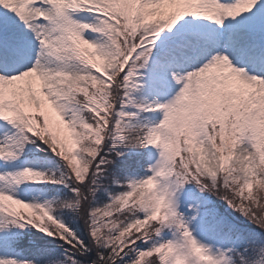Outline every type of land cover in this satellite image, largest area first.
Here are the masks:
<instances>
[{"label": "snow or ice", "instance_id": "6c2138e0", "mask_svg": "<svg viewBox=\"0 0 264 264\" xmlns=\"http://www.w3.org/2000/svg\"><path fill=\"white\" fill-rule=\"evenodd\" d=\"M0 9L12 17H0V122L16 130L0 143V163L39 141L65 168L56 178L5 171L0 182L71 193L36 203L0 188V245L21 243L12 229L62 242L33 237L30 259L0 264H261L264 0H0ZM78 12L97 22L74 19ZM200 19L216 27L206 32ZM25 30L38 43L34 58ZM170 84L177 91L163 103L135 95L166 96ZM148 113L161 118H141ZM148 148L155 163L137 179L132 157L143 167ZM47 195L40 189L37 198ZM213 198L261 237L229 224Z\"/></svg>", "mask_w": 264, "mask_h": 264}, {"label": "rangeland", "instance_id": "374dc122", "mask_svg": "<svg viewBox=\"0 0 264 264\" xmlns=\"http://www.w3.org/2000/svg\"><path fill=\"white\" fill-rule=\"evenodd\" d=\"M226 2H233V0H226ZM249 14L244 13L240 17L236 18V21H240L243 18H246ZM0 17L5 19H11L12 17L10 14H6L3 9H0ZM74 19L82 22V23H96L97 17H95L92 13L89 12H78L74 14ZM186 20L193 19L190 17H186ZM18 23V22H17ZM180 23V22H178ZM226 25L229 21L224 22ZM235 23V22H233ZM194 24L196 27L203 29L206 32H211L216 26L212 24V22L200 20H194ZM21 29H23V25H19ZM24 34L30 41V54L34 58V53L38 50V43L34 39L33 34L30 31L25 30ZM87 38L90 39H97V33H88L84 34ZM163 35V33L161 34ZM143 71V70H142ZM169 88L171 91L166 95H149L143 92L136 93V97L138 100L143 99L146 103H151L153 100L157 102L163 103L168 99H171L175 92L177 91V86L170 84ZM147 117L148 121L151 122H158L161 118L160 113H148L142 114L141 118ZM16 132L15 129H12L10 126L6 125L4 122H0V143L5 141L6 136H11ZM152 153V159L147 160L144 162L143 167H138L135 165L134 161L137 159L136 156L132 157L133 166L131 170H129V174L134 176L135 178H140L146 175L144 168L151 166V164L155 163L156 160V150L153 148L143 149L141 150L142 156H146L147 153ZM24 168H31L36 171L44 172L45 174L53 175L54 178L59 177L64 173L65 168L63 162L60 161L57 157L52 155L51 152L46 150V146L36 141L35 143H29L24 145L23 152L20 154L19 159L9 165H3L0 163V175H3L5 171L7 172H15L20 171ZM0 188L10 189L14 194L15 198L20 199L25 202H33L35 200L36 203H44V200H51L53 195L60 189V197L63 198L64 195L71 196V193H68L66 189H62L60 185H52V184H31V183H21L18 186L15 184H11L9 182H0ZM40 189H47L48 195L46 197H39L38 190ZM99 194H97L98 197ZM106 202V197L101 194L97 203L102 204ZM216 207L217 211H219L222 215L226 217V220L229 224L233 225L237 230L244 233L249 237H257L259 238L262 234L259 232L254 225L248 223L242 216L237 213L231 212L230 209H227V206L224 205V209H221V205L218 201H215L213 198V205ZM71 213L63 212L60 214V219L65 222L69 223L70 225L75 224V220L72 219L70 216ZM71 227V226H70ZM13 232L20 231L22 241L18 245L8 246L7 244L0 245V258H9V259H30L34 254V249L29 247L27 242L30 241L33 237L36 239H43V241H50L48 237H43L42 233L36 232L34 229H23V230H16L12 229ZM196 239L204 242L202 238L197 234L193 233ZM165 238L167 234H165ZM56 242V241H55ZM62 251V250H58ZM213 253L216 254V249H212ZM223 251V249H221Z\"/></svg>", "mask_w": 264, "mask_h": 264}, {"label": "trees", "instance_id": "16d2710c", "mask_svg": "<svg viewBox=\"0 0 264 264\" xmlns=\"http://www.w3.org/2000/svg\"><path fill=\"white\" fill-rule=\"evenodd\" d=\"M131 170V169H130ZM97 194H99L98 195V197H97V201H98V199H99V197L101 196V193H97ZM219 203H220V207H221V209L223 210L224 209V204H223V202H221V201H218ZM70 216H71V214H70ZM76 221V220H75ZM66 224H69V223H66ZM69 226H71V230L75 233V234H78V238H84V237H82V236H79V234L80 233H83V225L79 222V221H76L75 222V224L74 225H69ZM261 237V236H260ZM259 237V238H260ZM50 240V239H49ZM46 243H47V245L49 246V247H54L55 245H58V244H61L62 242L61 241H56L54 244H53V242H51V241H45ZM58 250H60V249H58ZM88 255L89 256H92L93 255V253H88ZM72 259H80L78 256H72ZM256 259H257V261L258 262H261V264H264V257H261V256H257L256 257ZM68 264H70V261L68 262ZM89 264H90V262H89Z\"/></svg>", "mask_w": 264, "mask_h": 264}]
</instances>
